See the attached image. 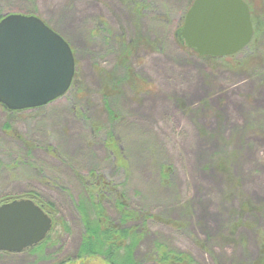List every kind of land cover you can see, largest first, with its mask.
<instances>
[{
    "label": "rangeland",
    "instance_id": "1",
    "mask_svg": "<svg viewBox=\"0 0 264 264\" xmlns=\"http://www.w3.org/2000/svg\"><path fill=\"white\" fill-rule=\"evenodd\" d=\"M128 2L0 0V15L36 16L66 38L76 52L79 76V89L14 116L13 128L37 145L30 152L2 129L7 114L0 107V195L19 197L36 191L57 205L70 228L42 256L24 252L0 256V264H56L74 257L83 226L67 193L40 182L38 167L49 174L51 170L59 173L61 183L76 195L79 190L72 167L84 175L98 169L108 179L123 183L124 175L111 169L103 133L88 129L91 123H106L108 106L122 117L117 126L132 163L127 194L133 206L149 204L154 213L182 217L179 210L167 206L173 202V190L160 185L154 165L158 157L174 165V181L193 210L188 218L189 238L159 221L151 223L153 233L193 253L195 244L189 239L196 238L213 254L197 251L203 264H216V260L220 264H254L259 256L256 230L264 229V38L234 58L200 60L178 39L177 26L187 0H148L145 15H138ZM138 24L142 39L149 43L132 52L125 68L130 67L134 78L114 92L105 77L112 73L125 77L121 54L125 41L139 34ZM74 105L81 109V117L72 111ZM46 145L64 160L44 151ZM154 145L155 154L149 153L147 148ZM219 156L227 159L233 177L253 205L235 235L230 224L237 222L240 202L228 196L225 178L214 167ZM17 158L26 167L29 161L35 163V170L25 174L18 166L8 168ZM137 191L147 195L136 198ZM153 192L161 201H153L158 199ZM105 206L114 217L111 204ZM66 264L107 263L84 259Z\"/></svg>",
    "mask_w": 264,
    "mask_h": 264
},
{
    "label": "trees",
    "instance_id": "2",
    "mask_svg": "<svg viewBox=\"0 0 264 264\" xmlns=\"http://www.w3.org/2000/svg\"><path fill=\"white\" fill-rule=\"evenodd\" d=\"M194 1L195 0H187V7L181 16V22H179L177 26L179 36L182 29V21L184 22L185 16ZM243 1L247 3L250 8L253 23L254 33L252 41L248 47L250 48V45L253 46L256 41L264 38V0ZM128 3L134 8L133 11L137 10L138 15H145V9L149 8L148 0H129ZM7 15L11 14L0 15V20ZM53 30L57 32L55 29ZM137 30L139 34L135 39L125 41L123 52L121 54L124 58L122 66H124L125 71L127 69L125 77L123 75L121 78H118L115 73L108 74L107 77H105L114 92L120 87L121 83L126 81L130 82L134 78L130 67L126 66L125 68L127 59L132 52L136 51L141 45L146 46L149 43L148 39L145 37L144 40L142 39L143 32L141 31L139 24L137 25ZM64 39L66 40V38ZM178 39L181 41V36ZM69 45L71 46V44ZM72 50L76 61V52L73 48ZM192 50L200 60L212 62H218V60L222 61L225 58H234L242 53L240 52L230 57L216 58L200 56L194 49ZM78 77L79 76L75 72L72 86L67 93L79 89ZM106 84L108 83L106 82ZM106 103L107 102H105V104ZM0 107H2L7 114V119L2 129L11 137L22 142L24 148L27 149L28 152L35 149L37 145L32 144L29 141L27 142V140L20 136L12 126L13 118L16 114L34 109L12 112L1 105ZM78 109L76 105H74L72 111L77 114V117H81V109ZM107 109L109 118L106 123L101 125L94 122L89 124L88 129L90 132L98 130L97 132L103 133V144L111 160V169L113 172H121L124 175L125 181L123 183H116L113 180L108 179L105 174L103 172L101 173L98 169L90 170L87 175H84L79 170L75 169V167H72L79 190V193L76 195L73 190H69V188L61 183L62 176L59 173L50 169L51 172L49 174L44 167H38L39 171L37 172V175L42 184L59 188L67 193V199L73 203L72 206L76 210L84 230L74 257L56 264H66L84 259H101L107 264H203L202 260L197 257L198 255H196V252L202 251L203 254L205 252L211 255L213 254L207 246H204V244L196 238L189 239L195 244L193 246L196 251L193 253L190 249L178 248L172 245L171 242H167L160 234L153 233V230L151 231V223L159 221L160 223L170 226L172 231L180 234L183 233L186 238H189L188 233L190 226L188 218L192 217L193 210L189 200L184 198L181 194V190L177 188L173 178L176 172L173 164L161 161L158 157L154 159V165L157 166L159 171L160 185L172 188L173 190L172 199L170 201H173L174 204L172 202V204L167 206L168 208L171 207V209L175 208L176 210H179L181 212L180 216L182 217L173 219L154 213L153 208H151L149 204L133 206L131 198L127 194V187L132 176V163L128 156L129 151L123 138L119 135V126H117L119 121L122 120V117L118 112L109 108V106ZM141 147L144 148L142 145ZM155 148L154 145L153 147L147 148V150L149 153L155 154ZM43 149L44 151L52 153L58 160H64L61 154L53 150L51 146L46 145ZM17 166L20 167V172L24 169V173L28 174V171L35 170V166L37 165L29 161L26 167L24 160L17 158L15 164H10L7 167L15 169ZM214 167L225 178L228 196L237 197L240 202V208L237 213V222L230 224V232L232 235H235L238 228L243 224L245 214L253 211V205L248 202L238 180L233 177L232 170L226 158L223 156L217 157L214 162ZM152 194L158 198L153 200L154 202L161 201L159 194H156V192H153ZM145 195L147 194L144 193V191L135 192L136 198L144 199ZM21 199L33 200L53 220V227L45 240L24 252L30 256H42L45 250L50 248V246H53L55 241L59 239L62 234L69 233L70 228L63 219L61 212L57 209V205L53 201L46 200L43 195L36 191H29L19 197L0 195V206ZM162 200H164V198H162ZM105 203L111 204L115 214L114 217H112L106 209ZM256 234L259 241V256L254 264H264V229L256 230ZM231 239L234 240L235 238L232 237ZM12 255L15 256L16 253L0 252V256ZM217 261L218 260H216V264H220Z\"/></svg>",
    "mask_w": 264,
    "mask_h": 264
},
{
    "label": "water",
    "instance_id": "3",
    "mask_svg": "<svg viewBox=\"0 0 264 264\" xmlns=\"http://www.w3.org/2000/svg\"><path fill=\"white\" fill-rule=\"evenodd\" d=\"M250 8L243 0H195L182 30L200 56L230 57L253 38ZM76 72L69 43L36 16L11 14L0 21V105L17 112L65 96ZM53 220L33 200L0 206V252L23 253L45 240Z\"/></svg>",
    "mask_w": 264,
    "mask_h": 264
},
{
    "label": "flooded vegetation",
    "instance_id": "4",
    "mask_svg": "<svg viewBox=\"0 0 264 264\" xmlns=\"http://www.w3.org/2000/svg\"><path fill=\"white\" fill-rule=\"evenodd\" d=\"M1 21V20H0ZM249 46V45H248ZM242 52V51H241Z\"/></svg>",
    "mask_w": 264,
    "mask_h": 264
}]
</instances>
